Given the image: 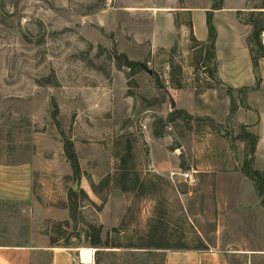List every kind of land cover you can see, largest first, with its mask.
<instances>
[{
  "label": "rangeland",
  "instance_id": "obj_1",
  "mask_svg": "<svg viewBox=\"0 0 264 264\" xmlns=\"http://www.w3.org/2000/svg\"><path fill=\"white\" fill-rule=\"evenodd\" d=\"M215 7L229 10L213 11L229 78L241 45L256 50L264 0H0V162L26 164L33 178L32 202H0V245L54 240L82 264H165L169 250L206 243L233 264H264V206L240 139L264 132L263 79L253 69L240 90L220 81L196 37L207 36L204 16H194V31L190 13ZM121 55L139 66L129 70ZM171 102L192 119L173 116ZM252 168L264 174V148ZM86 225L120 248L96 253ZM34 264H51L50 252Z\"/></svg>",
  "mask_w": 264,
  "mask_h": 264
},
{
  "label": "crops",
  "instance_id": "obj_2",
  "mask_svg": "<svg viewBox=\"0 0 264 264\" xmlns=\"http://www.w3.org/2000/svg\"><path fill=\"white\" fill-rule=\"evenodd\" d=\"M208 9L204 8L202 10L191 9V25L194 28V16L201 15L204 16V22L206 26V11ZM229 11L228 9H222L214 13V18L216 15H219L223 12ZM203 22V20H202ZM207 29V28H206ZM218 31V30H217ZM198 41L205 43L208 39V33L206 38H199L197 35ZM244 40H242L243 43ZM220 35L218 32L216 40V63H217V72L220 81L225 83L229 88L233 90H240L242 87L247 86L248 76L249 82L252 81L253 73V64L251 61L250 53L246 45H241L239 54H235L232 58L231 74L232 77H225L227 71L224 68V63L221 57V48H220ZM245 59H250V68L246 65V69H249L246 73V69L241 70L238 65L237 57ZM230 57V56H229ZM263 61L259 62L258 69L260 70L261 77L263 79L262 85H264V76L262 75V65ZM238 65V66H237ZM260 123L264 125V114L260 113L259 115ZM258 137L257 146H256V156L262 153L264 148V132L255 133ZM33 199V178H32V168L26 164L23 165H6L0 162V202L7 203H29ZM217 221V220H216ZM221 223V222H220ZM218 223L216 227V233L221 234L226 229L223 225ZM198 233L204 234L203 231L197 230ZM207 247L205 250H169L166 258L165 264H233L230 260V254L226 252V249L223 247L209 246L205 243ZM39 251H49L51 254V264H82L80 261H77L75 254V249H66V248H57V247H47V246H36L33 244L28 245H0V264H34L35 257L38 256ZM77 251V250H76ZM79 252V251H77ZM242 253L241 255H251ZM80 255V254H79ZM251 258V257H250Z\"/></svg>",
  "mask_w": 264,
  "mask_h": 264
},
{
  "label": "trees",
  "instance_id": "obj_3",
  "mask_svg": "<svg viewBox=\"0 0 264 264\" xmlns=\"http://www.w3.org/2000/svg\"><path fill=\"white\" fill-rule=\"evenodd\" d=\"M218 10H221V8L215 7L211 11L206 12V28H207V33H208V39L206 41V44H202L201 47L204 46L205 50L206 48L208 49V52H206L205 55L207 59L210 61H215V58H216L217 30L213 23V11H218ZM253 28H254L253 40H254V45H255L256 50H254L253 48H250V57H251V61L253 64V68L254 70H256L258 69L259 59L264 58V44L262 43L260 39V35L261 33L264 32V28L259 27L256 24L253 25ZM120 59L123 61L122 65L126 66V68H128L129 70L135 69L137 66H139V64L135 62L129 61L125 55H121ZM214 73H215V69L211 73L212 79L215 77ZM56 114L57 112H55L53 116L55 117ZM172 115L173 116L183 115L186 117V119H192V117L189 116L186 112L179 111V110H174L172 112ZM54 120H56V118H54ZM240 139H242L243 141H247L249 144V153H248L249 157L243 163V172L246 175V177L250 179L256 185L258 195L261 198V203L264 206V174L252 168V165L255 160L256 146H257L258 139L256 136L248 132H244L243 136ZM64 151H65L66 158L69 161L70 167L72 169L73 179L75 181H79L82 176V172H81V168L79 165L78 157L74 151V146L71 141L65 140ZM127 152L130 153V146L128 147ZM124 161L126 160L124 159ZM123 191H124L123 193H127V189H123ZM77 197H78V193L75 192L74 189H72L68 195V201L72 209L70 212V216H71V219H74V220H75L74 213H75V210L77 209ZM68 225L69 224L66 223V227H68ZM101 233H102V228H95L91 225H86L84 236L88 240L89 246L97 249L96 253L101 252V250H106V249H111V248L112 249L120 248V246L118 247L109 246L107 241L102 242ZM57 242L58 241L52 240L51 247L56 245ZM57 248L74 249V247L67 246V245L58 246ZM205 249L206 248H204V250ZM178 250H188V249L179 248Z\"/></svg>",
  "mask_w": 264,
  "mask_h": 264
},
{
  "label": "water",
  "instance_id": "obj_4",
  "mask_svg": "<svg viewBox=\"0 0 264 264\" xmlns=\"http://www.w3.org/2000/svg\"><path fill=\"white\" fill-rule=\"evenodd\" d=\"M171 108H172V110H175L176 104L174 102H171Z\"/></svg>",
  "mask_w": 264,
  "mask_h": 264
},
{
  "label": "built area",
  "instance_id": "obj_5",
  "mask_svg": "<svg viewBox=\"0 0 264 264\" xmlns=\"http://www.w3.org/2000/svg\"><path fill=\"white\" fill-rule=\"evenodd\" d=\"M184 177H185V178H190V175L185 174Z\"/></svg>",
  "mask_w": 264,
  "mask_h": 264
}]
</instances>
